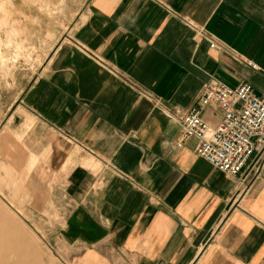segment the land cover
I'll return each mask as SVG.
<instances>
[{"label":"crops","instance_id":"crops-1","mask_svg":"<svg viewBox=\"0 0 264 264\" xmlns=\"http://www.w3.org/2000/svg\"><path fill=\"white\" fill-rule=\"evenodd\" d=\"M216 82L264 95V0H89L9 116L51 148L72 264H264V162L231 177L180 141Z\"/></svg>","mask_w":264,"mask_h":264},{"label":"rangeland","instance_id":"rangeland-1","mask_svg":"<svg viewBox=\"0 0 264 264\" xmlns=\"http://www.w3.org/2000/svg\"><path fill=\"white\" fill-rule=\"evenodd\" d=\"M88 3L89 0H0V217L27 243L26 251L13 258L22 264H72V260L70 249L58 242L67 206L62 177L50 167L51 148L41 145L37 151L34 147L33 116L23 113L24 119L15 121L9 116L15 110L17 114L24 112L16 109L21 90L73 30ZM54 138L56 151L63 158L64 144L56 140V135ZM81 162L90 167L98 164L92 157ZM28 252H34L36 257L31 258Z\"/></svg>","mask_w":264,"mask_h":264},{"label":"built area","instance_id":"built-area-1","mask_svg":"<svg viewBox=\"0 0 264 264\" xmlns=\"http://www.w3.org/2000/svg\"><path fill=\"white\" fill-rule=\"evenodd\" d=\"M247 65L258 69L252 61ZM209 106L223 114L215 126L202 116ZM180 137L181 142L195 138V153L228 176L239 177L253 161L257 173L264 162V95H256L246 82L236 87L205 84L196 103L181 115Z\"/></svg>","mask_w":264,"mask_h":264},{"label":"bare ground","instance_id":"bare-ground-1","mask_svg":"<svg viewBox=\"0 0 264 264\" xmlns=\"http://www.w3.org/2000/svg\"><path fill=\"white\" fill-rule=\"evenodd\" d=\"M3 204L6 206L8 205V202H3ZM10 223L12 224L15 222L9 221V224ZM6 225L7 223L4 221V218L0 217V264H22V261L14 260L13 258H19L21 254L26 251L25 245L27 243L20 234L12 232V230L9 229V226L6 227ZM28 254H30L31 258L36 257L34 252H28ZM26 256L27 255H25V257Z\"/></svg>","mask_w":264,"mask_h":264}]
</instances>
